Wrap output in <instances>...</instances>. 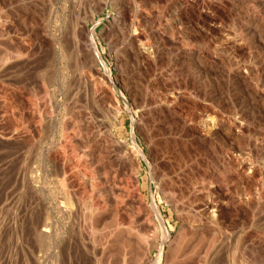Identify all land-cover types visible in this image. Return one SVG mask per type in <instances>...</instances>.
Segmentation results:
<instances>
[{
  "label": "rangeland",
  "instance_id": "374dc122",
  "mask_svg": "<svg viewBox=\"0 0 264 264\" xmlns=\"http://www.w3.org/2000/svg\"><path fill=\"white\" fill-rule=\"evenodd\" d=\"M207 246L264 264V0H0V264Z\"/></svg>",
  "mask_w": 264,
  "mask_h": 264
},
{
  "label": "bare ground",
  "instance_id": "6f19581e",
  "mask_svg": "<svg viewBox=\"0 0 264 264\" xmlns=\"http://www.w3.org/2000/svg\"><path fill=\"white\" fill-rule=\"evenodd\" d=\"M90 48L92 49L91 51H93L92 53H94L96 50H95V47H94V44L92 43V42H90ZM75 48V47H74ZM74 50V49H73ZM79 51V50H78ZM75 52V51H74ZM76 54H77V52H76ZM96 54V53H95ZM97 55V54H96ZM95 56V55H94ZM82 58V57H81ZM96 58H97V56H96ZM99 59V58H98ZM91 60V59H90ZM1 67H4V66H1ZM104 68V67H103ZM105 69V68H104ZM89 70V69H88ZM106 72V74H107V76H108V72L107 71H105ZM75 99V98H74ZM15 121V120H14ZM16 122V121H15ZM132 142H133V140H132ZM133 144V146H132V148H131V150L134 152L133 154H135L136 156H140V158H144V156H143V154L141 153V149L139 150L138 149V147H136V144H134V142L132 143ZM120 150V149H119ZM129 154H131V153H129ZM117 156V155H116ZM135 156V157H136ZM145 160V159H144ZM137 163V162H136ZM98 182V181H97ZM91 189V188H90ZM18 200V199H17ZM16 200V201H17ZM78 200V199H77ZM67 201V200H66ZM16 203V202H15ZM18 203V202H17ZM119 203H121V202H119ZM8 205V204H7ZM82 205V204H81ZM7 207V206H6ZM202 207H203V209H202V213L199 215L200 217H199V223L201 222V221H203V220H207L208 221V225H212V224H215L214 223V221L212 220V218L210 219V215L214 212H216L217 211V206H215V205H213V204H211V203H205L204 205H202ZM152 208V207H151ZM65 211V210H64ZM155 212H157V210H154ZM158 213V212H157ZM17 214V213H16ZM81 214V213H80ZM14 215V214H13ZM69 215V214H68ZM157 215V214H156ZM89 216V215H88ZM155 216V215H154ZM87 217V216H86ZM156 217V216H155ZM157 219H158V222H159V227H160V230L162 231V242H167V241H169L170 240V233H169V231L165 228V226H164V223H163V221H162V219L159 217V215H157ZM201 219H203V220H201ZM215 219V218H214ZM201 220V221H200ZM2 221V220H1ZM206 221V222H207ZM204 222V221H203ZM202 222V224H204ZM205 222V223H206ZM122 224V223H121ZM126 224V223H125ZM125 224H122V225H125ZM128 224H130V223H127V226H128ZM201 224V225H202ZM70 226V225H69ZM119 225L117 224V227H118ZM126 226V225H125ZM125 226H122V229H123V227L126 229V227ZM202 227H204V226H202ZM208 227V226H207ZM212 227H213V225H212ZM116 228V227H115ZM182 228H184V227H182ZM121 229V230H122ZM124 229V230H125ZM96 230V229H95ZM129 231V229H126L125 231H126V233ZM118 231H120V230H118ZM122 231H120V233H121ZM183 232H184V230H183ZM124 233V232H123ZM122 233V234H123ZM125 233V234H126ZM117 234H118V232H117ZM131 235V234H130ZM184 235V234H183ZM181 237V236H180ZM208 237V236H207ZM188 238V237H187ZM83 239V238H82ZM123 239V238H122ZM126 240V239H125ZM105 241V240H104ZM138 241V240H137ZM219 241V240H218ZM128 242V241H127ZM149 242V241H148ZM210 242H211V240H210ZM213 242V241H212ZM211 242V243H212ZM222 242V241H221ZM221 242H219V243H221ZM126 243V242H125ZM129 244V243H128ZM135 244V243H134ZM161 244V243H160ZM201 244H203V243H201ZM214 243H212V244H208L209 246H211V245H213ZM218 244V243H217ZM126 245V244H125ZM193 245V244H192ZM215 246V245H214ZM218 246V245H217ZM216 246V247H217ZM219 246H220V244H219ZM161 247V246H160ZM208 247V246H207ZM206 247V248H207ZM206 248L204 247L203 249H205L206 250ZM209 248V247H208ZM128 249V248H127ZM147 249V248H146ZM161 249V248H160ZM159 249V250H160ZM97 250V249H96ZM124 250V249H123ZM158 250V251H159ZM184 250V249H183ZM198 250V249H197ZM201 250V249H200ZM199 250V251H200ZM204 250V262H203V264H211L212 262V259H213V257L215 256V251L210 247L209 249H207L206 251ZM223 250V249H222ZM105 251V250H104ZM186 251V250H185ZM217 251V250H216ZM219 251V250H218ZM69 252V251H68ZM98 252V251H97ZM143 252V251H142ZM190 253V252H189ZM220 253V252H219ZM218 253V254H219ZM159 254V253H158ZM184 254V253H183ZM182 254V255H183ZM125 256V255H124ZM203 256V255H202ZM120 257V256H119ZM199 257V256H198ZM216 257V256H215ZM203 258V257H202ZM201 258V256H200V259H202ZM155 264H158V261H159V256H157V257H155ZM203 260V259H202ZM133 261V260H132ZM254 262V261H253ZM126 263V262H125ZM124 263V264H125ZM202 263V262H201ZM255 263V262H254ZM127 264V263H126ZM136 264H137V262H136Z\"/></svg>",
  "mask_w": 264,
  "mask_h": 264
}]
</instances>
